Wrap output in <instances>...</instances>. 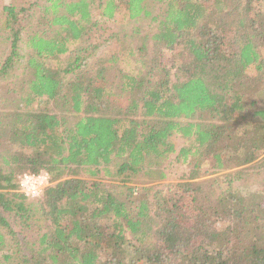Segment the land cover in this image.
Wrapping results in <instances>:
<instances>
[{
    "label": "trees",
    "instance_id": "1",
    "mask_svg": "<svg viewBox=\"0 0 264 264\" xmlns=\"http://www.w3.org/2000/svg\"><path fill=\"white\" fill-rule=\"evenodd\" d=\"M45 1L3 11L0 264H264V0ZM127 19L156 32L107 53L118 33L94 32ZM175 136L188 174L166 192Z\"/></svg>",
    "mask_w": 264,
    "mask_h": 264
},
{
    "label": "rangeland",
    "instance_id": "2",
    "mask_svg": "<svg viewBox=\"0 0 264 264\" xmlns=\"http://www.w3.org/2000/svg\"><path fill=\"white\" fill-rule=\"evenodd\" d=\"M38 1V2H37ZM34 2H37L35 7L30 9V12H32L35 16L39 15V12L47 5L45 0H0V66L2 61L5 59V56L7 57L9 47H10V40L9 42L7 39L10 35V30L5 29V15H4V7L10 6V5H17L18 7L22 6H29L30 4H33ZM120 5V3L118 2ZM163 5H160L156 8H153L154 15H158V13L161 11ZM101 14L100 10H94L93 11V18L94 20L97 19V16ZM31 17V16H30ZM35 19V17H32ZM97 30L98 32H94L93 37H100L101 42H104L107 38H109L111 35L109 33L117 32L118 36L111 40L108 44H110L109 48H106V52L110 53L111 50L115 51L118 49V46L120 44V38L122 35H127V39L124 43V50L129 51L131 48H135L138 44H140L139 36H145L148 35H154L156 32V29L150 26V23L147 21H135L127 19V21L124 22H116V23H107L103 24L100 22ZM32 29L27 27V30H23L22 37L24 38L23 41L20 43L19 46V52L21 54L22 60L21 63L24 64L26 62L27 57V50H26V43H25V34L31 32ZM139 34H138V33ZM11 39V38H10ZM151 44V43H149ZM186 55L179 53L177 55H169L166 54L161 61H163L164 65H167L168 69H171L173 73L177 71V68L180 67L182 64H184L186 60ZM122 69L125 71H132L135 68V64H130L129 58L124 56V61L121 64ZM19 74L21 70L17 71ZM16 72L13 71V75ZM111 74L113 77H115L118 74V70H111ZM172 79L175 80V76L172 75ZM0 96H5L4 86L8 83L14 82V79L11 80H5L4 78L0 79ZM117 107H121L122 109H125L126 100L125 98H120L117 100ZM119 110V109H117ZM0 112H4V109L0 106ZM1 137V136H0ZM174 142L176 144V153L171 155L170 158L163 164L162 170L164 171V174L166 175V178L164 181H158L155 182L156 185L159 184L160 188L163 189L166 192L175 191V187L177 184L183 183L186 181V176L188 174V165L183 164L182 161H178V152L179 150L184 146V140L180 138L179 136L174 137ZM4 145L1 144V138H0V150H3ZM30 174V173H25ZM24 176V174L19 177L20 179ZM83 178H87L86 176H83Z\"/></svg>",
    "mask_w": 264,
    "mask_h": 264
},
{
    "label": "built area",
    "instance_id": "3",
    "mask_svg": "<svg viewBox=\"0 0 264 264\" xmlns=\"http://www.w3.org/2000/svg\"><path fill=\"white\" fill-rule=\"evenodd\" d=\"M50 185L49 177L46 174L32 175L25 174L19 182L20 192L28 198H37L46 187Z\"/></svg>",
    "mask_w": 264,
    "mask_h": 264
}]
</instances>
